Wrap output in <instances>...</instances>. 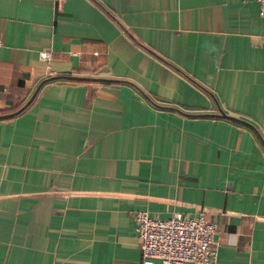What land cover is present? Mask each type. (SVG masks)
Wrapping results in <instances>:
<instances>
[{
    "label": "crops",
    "instance_id": "1",
    "mask_svg": "<svg viewBox=\"0 0 264 264\" xmlns=\"http://www.w3.org/2000/svg\"><path fill=\"white\" fill-rule=\"evenodd\" d=\"M139 211L264 264L259 1L0 0V264H144Z\"/></svg>",
    "mask_w": 264,
    "mask_h": 264
},
{
    "label": "built area",
    "instance_id": "2",
    "mask_svg": "<svg viewBox=\"0 0 264 264\" xmlns=\"http://www.w3.org/2000/svg\"><path fill=\"white\" fill-rule=\"evenodd\" d=\"M260 3V15L264 18V0ZM45 60L46 52L41 53ZM137 235L140 240L144 264L160 261L162 264H212L217 250L214 237L219 225L205 213L195 217L176 213L169 218H154L148 211L136 215Z\"/></svg>",
    "mask_w": 264,
    "mask_h": 264
},
{
    "label": "water",
    "instance_id": "3",
    "mask_svg": "<svg viewBox=\"0 0 264 264\" xmlns=\"http://www.w3.org/2000/svg\"><path fill=\"white\" fill-rule=\"evenodd\" d=\"M43 85V84H42ZM42 85H40L38 88H37V90L35 91V93L33 94V96H32V98L28 101V103L23 107V109H25L32 101H33V99L35 98V96L37 95V93H38V91L40 90V88H41V86ZM22 109V110H23ZM243 122V121H242Z\"/></svg>",
    "mask_w": 264,
    "mask_h": 264
}]
</instances>
